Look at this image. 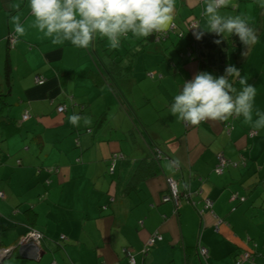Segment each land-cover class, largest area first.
Wrapping results in <instances>:
<instances>
[{
    "label": "crops",
    "instance_id": "0c3cea01",
    "mask_svg": "<svg viewBox=\"0 0 264 264\" xmlns=\"http://www.w3.org/2000/svg\"><path fill=\"white\" fill-rule=\"evenodd\" d=\"M204 6L205 0H176L174 28L161 39L129 34L110 49L97 38L82 49L53 44L35 26L28 0H0V92L7 62L5 112L21 124L19 133L0 137V250L26 231L42 236L39 253L14 251L2 264H129L124 248L134 264H203L198 243L210 264H235L245 252L250 258L240 264H264V159L254 160L264 129L243 117L185 125L170 113L183 82L200 71L218 77L227 65L256 87L254 109L264 108V8L258 0H232L220 10L245 18L256 32L257 43L242 55L235 35L219 44L214 33L195 39L189 27H206ZM17 17L25 29L19 39ZM88 72L100 74L103 85L93 86ZM234 87L241 88L239 80ZM59 104L65 111H57ZM25 110L29 117L21 122ZM73 114L91 117V125L72 126ZM218 153L237 166L214 172ZM114 154L122 157L111 172ZM144 159L156 161V172L126 191ZM174 159L181 163L171 173L165 163ZM168 177L178 183V207L162 200ZM205 197L212 206L200 213ZM155 233L161 238L149 242Z\"/></svg>",
    "mask_w": 264,
    "mask_h": 264
},
{
    "label": "clouds",
    "instance_id": "9594fccd",
    "mask_svg": "<svg viewBox=\"0 0 264 264\" xmlns=\"http://www.w3.org/2000/svg\"><path fill=\"white\" fill-rule=\"evenodd\" d=\"M28 4L35 26L50 37L53 44L63 45L67 41L82 49L88 48L97 38L105 39L110 49H119L121 40L129 34L136 39L164 34L173 27L176 11V0H28ZM258 4L264 8V0H258ZM229 6L232 0H205L201 17L205 18L206 27L194 23L189 29L197 40L205 32L216 34L220 37L214 41L216 44L235 35L244 45L242 55H245L258 37L245 18L220 14L221 9ZM24 32L17 17L14 34L19 39ZM236 80L241 85L239 90L234 87ZM255 96L256 87L247 83L238 68L227 65L224 74L218 77L200 71L183 82L173 97L170 113L191 126L243 117L259 131L264 129V112L254 109ZM68 121L74 127H79L83 121L87 127L92 118L73 114ZM180 163L179 159L169 160L165 168L174 173Z\"/></svg>",
    "mask_w": 264,
    "mask_h": 264
},
{
    "label": "built area",
    "instance_id": "2783aa9c",
    "mask_svg": "<svg viewBox=\"0 0 264 264\" xmlns=\"http://www.w3.org/2000/svg\"><path fill=\"white\" fill-rule=\"evenodd\" d=\"M191 27V26H190ZM174 26L171 28L173 29ZM157 39H160L161 37L157 36L156 37ZM15 36L13 34L9 35L7 40H8V44L9 46H12L15 42ZM189 55H191V53H189ZM151 75V74H149ZM36 82L38 84H41L43 82V78L42 77H36L35 78ZM57 111L58 112H63L65 111V105L63 104H59L57 106ZM29 117V113L27 110H25L21 116V122L25 121L26 119H28ZM186 125V124H185ZM229 124H226V128H228ZM87 132H89V130H87ZM253 135H256V132L255 131H251L250 132V136H253ZM122 157L121 155H118V154H114L112 157H111V164H110V168L109 170L112 172L113 171V163L114 161L117 159V158H120ZM216 164L213 168V171L216 172V173H222L224 171V168L230 163L232 166H237V163L235 162H228L221 153H218L216 155ZM54 169H50V171H53ZM166 184H167V193L162 196V200L163 201H171L176 207L180 206V203H181V192L179 191V188H178V183L177 181L172 178V177H168L166 179ZM237 199V194H232L231 196V200H235ZM203 201V207L202 209L200 210V213H203L205 210H209L211 209V206H212V200L209 199L208 197H205L202 199ZM155 238H158L160 239V235L155 233L152 235L151 239L149 242L153 241ZM41 239H42V236L39 232H36V231H26L21 237H20V240L18 243L22 244V245H25V246H31L34 248L35 251H37V253H39V250H40V243H41ZM14 247V246H13ZM13 247L11 248H6V249H1L0 250V253L1 252H6L7 250H11ZM123 253L125 254V256L127 257L128 259V263L129 264H134V260H133V257L131 255V253L129 252V250L127 248H124L123 250ZM9 252L7 251L5 253L8 254ZM197 253H198V256L201 258V260L204 262L203 264H210L207 262V256H208V250L205 246L201 245L198 243L197 245ZM250 258V255L248 252H245L241 255V257L239 259H237L235 261V264H240L243 260H248ZM117 264V263H116Z\"/></svg>",
    "mask_w": 264,
    "mask_h": 264
},
{
    "label": "trees",
    "instance_id": "16d2710c",
    "mask_svg": "<svg viewBox=\"0 0 264 264\" xmlns=\"http://www.w3.org/2000/svg\"><path fill=\"white\" fill-rule=\"evenodd\" d=\"M163 37L164 34H157L155 36H150L148 41L156 40V37ZM160 38V39H161ZM131 59V57H129ZM111 67L114 69L115 67H119L118 62L114 63L113 61L111 62ZM87 77L91 80L93 86L95 87H101L104 83L103 78L101 77L100 74L94 73V72H88ZM4 85L6 87V92H0V137L2 140L8 138L11 135L17 134L21 131V124L18 123L15 119L11 118L8 114L5 113V109L9 107V104L6 102V96L9 93L10 87H11V73H10V66L6 62L4 65ZM64 105V104H63ZM81 110L84 109V106H81ZM34 140L36 143L39 144L40 138L37 136H33L31 138ZM156 161L153 159L149 160H142L138 166L136 167L127 187L126 191H129L131 189H134L139 182L144 180L145 178L153 175L156 172ZM51 168V167H49Z\"/></svg>",
    "mask_w": 264,
    "mask_h": 264
},
{
    "label": "water",
    "instance_id": "95a60500",
    "mask_svg": "<svg viewBox=\"0 0 264 264\" xmlns=\"http://www.w3.org/2000/svg\"><path fill=\"white\" fill-rule=\"evenodd\" d=\"M27 248H31V249H34L33 247H31V246H25V245H22V244H20V243H18V244H16L10 251L9 250H7L9 253L8 254H6L5 255V253L7 252H1L0 253V264H2V262L4 261V260H7V259H9V258H11L12 256H13V252L14 251H18V252H21L22 250H24V249H27Z\"/></svg>",
    "mask_w": 264,
    "mask_h": 264
},
{
    "label": "rangeland",
    "instance_id": "374dc122",
    "mask_svg": "<svg viewBox=\"0 0 264 264\" xmlns=\"http://www.w3.org/2000/svg\"><path fill=\"white\" fill-rule=\"evenodd\" d=\"M176 43H179L178 41ZM181 45V44H180ZM182 49V48H181ZM260 94V93H259ZM261 95V94H260ZM262 105H257V109L261 108ZM261 111H264V108H262ZM6 113V112H5ZM230 123V122H229ZM264 159V147L259 149V152H255V159L254 160H263ZM244 189H246V186L243 187ZM244 194L246 195L248 193V189L246 191H243ZM262 192V191H260ZM264 196V195H263ZM257 202H259V204L261 203V200L259 199Z\"/></svg>",
    "mask_w": 264,
    "mask_h": 264
}]
</instances>
